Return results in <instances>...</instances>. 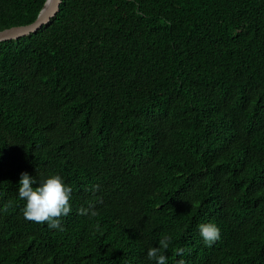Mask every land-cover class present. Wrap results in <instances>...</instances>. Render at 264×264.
<instances>
[{
  "label": "trees",
  "instance_id": "trees-1",
  "mask_svg": "<svg viewBox=\"0 0 264 264\" xmlns=\"http://www.w3.org/2000/svg\"><path fill=\"white\" fill-rule=\"evenodd\" d=\"M45 2L0 0V31ZM22 172L72 189L63 231L23 218ZM165 237L167 264H264V0H62L0 43V264H152Z\"/></svg>",
  "mask_w": 264,
  "mask_h": 264
},
{
  "label": "clouds",
  "instance_id": "clouds-1",
  "mask_svg": "<svg viewBox=\"0 0 264 264\" xmlns=\"http://www.w3.org/2000/svg\"><path fill=\"white\" fill-rule=\"evenodd\" d=\"M17 185V196L24 202L23 218L36 224H46L50 230L63 231L59 218L67 216L71 211L72 189L61 176L53 174L37 178L22 172ZM78 211L80 215H96L95 210L90 207ZM197 230L205 246H211L220 237L219 228L211 222L199 224ZM157 243L158 246L147 249L146 258L152 264H167L168 258L164 253L169 247V239L165 237ZM182 254L183 250L178 249L177 255L182 256ZM178 264H184V261L181 259Z\"/></svg>",
  "mask_w": 264,
  "mask_h": 264
},
{
  "label": "water",
  "instance_id": "water-1",
  "mask_svg": "<svg viewBox=\"0 0 264 264\" xmlns=\"http://www.w3.org/2000/svg\"><path fill=\"white\" fill-rule=\"evenodd\" d=\"M62 0H46L37 19L31 24L12 27L0 31V43L7 41H18L38 33L44 26L51 23L60 11Z\"/></svg>",
  "mask_w": 264,
  "mask_h": 264
}]
</instances>
